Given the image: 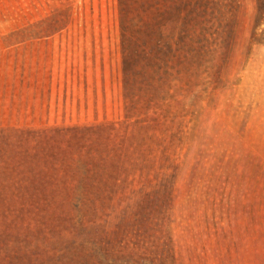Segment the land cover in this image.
Segmentation results:
<instances>
[{
  "label": "rangeland",
  "instance_id": "obj_1",
  "mask_svg": "<svg viewBox=\"0 0 264 264\" xmlns=\"http://www.w3.org/2000/svg\"><path fill=\"white\" fill-rule=\"evenodd\" d=\"M257 0H0V264H264Z\"/></svg>",
  "mask_w": 264,
  "mask_h": 264
},
{
  "label": "trees",
  "instance_id": "obj_2",
  "mask_svg": "<svg viewBox=\"0 0 264 264\" xmlns=\"http://www.w3.org/2000/svg\"><path fill=\"white\" fill-rule=\"evenodd\" d=\"M264 26V0H257L256 29ZM264 36V30H263Z\"/></svg>",
  "mask_w": 264,
  "mask_h": 264
}]
</instances>
